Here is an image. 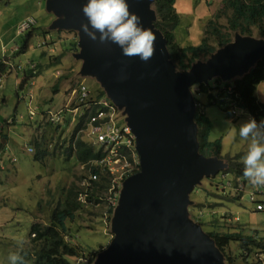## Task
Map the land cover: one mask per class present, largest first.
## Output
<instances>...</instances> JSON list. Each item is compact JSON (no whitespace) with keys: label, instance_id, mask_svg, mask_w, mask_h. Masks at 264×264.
<instances>
[{"label":"rangeland","instance_id":"1","mask_svg":"<svg viewBox=\"0 0 264 264\" xmlns=\"http://www.w3.org/2000/svg\"><path fill=\"white\" fill-rule=\"evenodd\" d=\"M222 3L223 0H176L181 19L175 30L177 41L182 46L198 45L203 38L206 22ZM28 16L37 19L36 29H32L29 49L15 58L13 53L9 55L10 50L22 42L26 33H19L18 29ZM57 17L48 7L47 0H0V59L14 65H24L29 59L37 67L41 64L40 69H37L39 74L20 89L23 79L20 71L10 67L0 76V264H9L8 254L20 251L17 240L23 238L28 242L35 221L43 224L49 222L54 208L65 199L66 188L76 182L87 189L83 182L90 175V169L87 165L77 163L75 156H69L65 145L77 120L56 129L47 126L48 122L40 112L33 120L28 118L30 91L33 92L31 105L40 107V110L64 107L75 98L72 90L79 81L85 82L96 94L101 90L105 91L95 75L81 71L83 61L75 57V53L80 50L78 31L54 29L52 26ZM45 36L50 43L39 47L38 43H42ZM241 74L243 73H235L221 79L223 84L233 83L235 77ZM190 91L196 102L203 103V109L211 119L210 139L222 138V161L226 163L229 156H241L242 161L247 142L239 138L238 129L240 124L252 118L250 114L244 109L236 108L238 114L234 116L230 109L226 110L228 103L209 104L207 93H200L197 85L192 86ZM256 94L264 102V82L258 85ZM67 116H71V113ZM1 143L5 145L1 147ZM29 143L33 148L30 152L25 148ZM38 144L42 145V156L49 152L44 161L34 159ZM4 147L6 150L2 151ZM13 158L17 161L11 162ZM227 180L233 181V175L225 176L220 172L213 177H204L190 195L188 217L194 222H203V230L209 232L216 230L212 220H217L219 231H224L221 227L227 228L234 224L237 222L234 216H238L237 224L245 233L263 236L264 210L257 211L256 204L249 202V197L251 191H258L256 187L264 189V186H254L245 178L236 181L235 185L233 183L225 192L222 188ZM241 188L245 190L242 199L232 202L231 197L243 193L240 192ZM80 198L85 204L77 211L73 220L67 221L70 235L66 239L79 245L84 253H100L114 235L112 222L115 214L109 211L111 206L108 194L100 197L102 201L98 203L86 202L85 195ZM196 206H201V211ZM229 213L233 215L227 218V223L223 221V217ZM257 230L259 234L254 232ZM26 246L27 243L24 248ZM230 250L237 257L235 264H243L249 255L250 260L247 262L252 264L256 259V252L251 251L244 256L235 242L231 243ZM85 256L70 257V260L73 264H90L89 258Z\"/></svg>","mask_w":264,"mask_h":264},{"label":"water","instance_id":"2","mask_svg":"<svg viewBox=\"0 0 264 264\" xmlns=\"http://www.w3.org/2000/svg\"><path fill=\"white\" fill-rule=\"evenodd\" d=\"M86 2L47 0L58 15L52 27L78 31L75 57L83 61L81 71L95 75L124 110L141 164L124 181L111 241L90 264H226L213 238L188 217L195 187L226 167L221 158L200 153L198 105L190 88L244 74L264 56V39L237 34L207 60L180 70L155 26L154 0H127L142 26L156 35V52L148 62L124 56L115 44L90 41L81 28L87 23Z\"/></svg>","mask_w":264,"mask_h":264},{"label":"trees","instance_id":"3","mask_svg":"<svg viewBox=\"0 0 264 264\" xmlns=\"http://www.w3.org/2000/svg\"><path fill=\"white\" fill-rule=\"evenodd\" d=\"M153 7L157 14L154 22L155 26L163 32L167 40L170 56L180 70H188L195 62L207 60L218 49L232 42L237 34L264 39V0H223L222 5L206 22L201 42L198 45L186 46H182L176 38L175 30L181 21L176 8V0H154ZM35 29L36 27L33 30ZM33 30L23 35L22 42L18 44V48L15 49L13 47L14 57L29 49ZM58 31L61 30L59 29ZM71 45L74 44L71 43ZM40 67L41 64H38L37 69L39 70ZM8 70L9 65L7 60L0 59V76ZM38 74V71L37 73H33L31 69L27 71L23 76L20 87ZM213 80L206 84H200V93H207L206 96L208 97L209 104H217L218 102L228 103L225 100V96L228 94L224 87L226 85L220 82V77H216ZM217 82H220L221 85L217 84ZM261 82H264V56L250 70L239 78H236L233 83H228V86H232L233 91L231 95L235 99L236 106L249 113L257 123L264 120V102L256 94L258 85ZM214 91L216 92L215 94ZM101 93L107 94L103 90H101ZM202 105L203 103L200 102L196 114L200 153L207 157L223 158L221 156L222 138L216 140L210 139L212 122ZM227 108L226 110L228 111L230 106ZM84 118L77 121L65 145L67 146L69 156H75L77 163L87 165L86 167L89 168V163L100 159L103 153L100 150L98 151L91 144L85 132L81 131ZM47 126L56 129L60 128L50 123H47ZM6 137L7 135H5ZM4 145L1 143V147ZM37 146L38 150L34 154V159L44 161L49 156V152L44 153L42 156V145L38 144ZM240 157H227V165L221 171L223 174L233 175L234 185L236 181L245 179L243 176L244 165ZM1 170L0 166V172ZM92 170L99 177L97 180H92V184L86 190L76 182H73L66 188L65 199L54 208L49 222L43 224L35 221L33 223L27 246L21 252L26 264H73L70 257H81L83 254L84 256L87 254L84 253L79 245L69 242L66 237L70 235L69 231H67V221L73 220L77 211L85 204L82 203L80 196L85 195L86 202L88 203H98L102 201L100 197H104L105 194L109 193L112 175L108 170L99 165H93ZM241 198V195H237L231 197L230 200L232 202H239ZM196 207L201 211V206ZM109 209L111 214L115 213L116 209L114 207ZM232 215V213H229L228 216L223 217V221L227 222V218ZM212 222H214L213 227H216V230L206 232L213 238L216 246L223 253L226 264H235L237 259L230 250L232 242L238 245L244 256L251 251H264V235L256 237L253 234L245 233V230L237 224L239 222L230 224L227 228L221 227L224 231H219L217 220H212ZM200 224L202 227L204 226L203 222H200ZM254 232L259 234L258 230ZM97 256V251H91L85 257L89 258V263H93ZM248 259L250 260V255ZM248 259H244L245 262L243 264H251L249 261L247 262Z\"/></svg>","mask_w":264,"mask_h":264},{"label":"built area","instance_id":"4","mask_svg":"<svg viewBox=\"0 0 264 264\" xmlns=\"http://www.w3.org/2000/svg\"><path fill=\"white\" fill-rule=\"evenodd\" d=\"M36 23L37 19L34 16H29L21 22L18 32L26 33L32 30L36 26ZM48 43H50V40L48 37H45L42 43H38V46L44 47L48 45ZM7 63L9 68L11 67L12 69L14 68L20 71L23 76L30 69L33 73H37V66L33 60L29 59V61L23 63L24 65H14L12 62ZM224 87L228 92L225 96V100L229 103V109L232 115L236 116L238 114L236 110L238 106H236L235 99L231 95L233 91L232 86L226 85ZM72 95H74L75 98H72L64 107L59 109L49 108L47 110H40L38 106L31 105L33 92L30 91L28 118L29 120H33L36 115H38V112H40L48 123L53 126L62 127L70 124L72 120L80 121L85 117L81 131L85 132L95 148L101 147L99 150L103 155L100 159H96L89 163L90 175L88 178L84 179L83 184L88 188L92 184V180L98 179V174L92 170L93 165H99L108 170L112 175L108 201L111 207L116 208L119 203V197L125 179L141 169L140 156L136 147V135L132 126L127 121V115L124 113V110L107 94L101 92H97L96 94L85 82L79 81L77 86L73 88ZM197 105H199L198 101ZM69 112L71 116H67ZM21 118H24V116H21ZM119 120L123 121L119 122ZM14 160L16 159L14 158ZM232 184V180H227L222 190L226 192V189H229ZM256 188L258 191H251L249 202L256 204V210L263 211L264 197L260 198L259 195L264 196V190L258 187ZM242 191L243 193L241 194H244L245 190L241 188L240 192ZM237 195H240V193ZM255 257L256 259L252 264H264L263 252H256Z\"/></svg>","mask_w":264,"mask_h":264},{"label":"clouds","instance_id":"5","mask_svg":"<svg viewBox=\"0 0 264 264\" xmlns=\"http://www.w3.org/2000/svg\"><path fill=\"white\" fill-rule=\"evenodd\" d=\"M82 12L87 23L82 24L81 28L90 41L115 44L124 56L138 57L143 62H148L155 55V33L142 26L140 16L130 10L127 0H87ZM238 136L247 142V150L241 161L244 165L243 176L254 186H264V120L257 123L250 118L243 122L239 126ZM32 149L30 147V151ZM240 195L243 197V194ZM234 218L239 222L238 216ZM26 243L23 238L17 240L20 251L8 254L9 264H26L21 254Z\"/></svg>","mask_w":264,"mask_h":264},{"label":"crops","instance_id":"6","mask_svg":"<svg viewBox=\"0 0 264 264\" xmlns=\"http://www.w3.org/2000/svg\"><path fill=\"white\" fill-rule=\"evenodd\" d=\"M28 17H29V16H28ZM55 19H56V18H55ZM34 28H35V27H34ZM57 30H59V29H57ZM26 33H27V32H26ZM24 35H25V34H24ZM48 35H49V34H48ZM45 37H47V36H45ZM14 47H15V49H16V47H18V45L14 46ZM12 53H14L13 48L10 50V54H9V55H12ZM16 57H17V56H16ZM16 57H15V58H16ZM245 73H246V72H245ZM242 75H243V74H241L240 76H242ZM240 76H239V77H240ZM239 77H235V79H236V78H239ZM235 79H234V80H235ZM220 82H222V79H221ZM25 83H26V82H25ZM222 83H223V82H222ZM224 85H228V83H227V84H224ZM24 86H25V84H24ZM20 88H22V87L19 86V89H20ZM258 98H259V97H258ZM39 108H40V107H39ZM41 116H42V115H41ZM27 146H29V147H27ZM30 147H31V146H30V143H29L28 145H26L25 148L30 152ZM5 150H6V147H4V149H3L2 151H5ZM15 159H16V158H15ZM11 162H16V161H15L14 158H13V159H11ZM83 165H84V164H83Z\"/></svg>","mask_w":264,"mask_h":264}]
</instances>
